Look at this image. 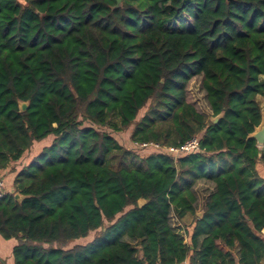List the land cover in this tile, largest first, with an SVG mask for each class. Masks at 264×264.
<instances>
[{"label":"trees","instance_id":"16d2710c","mask_svg":"<svg viewBox=\"0 0 264 264\" xmlns=\"http://www.w3.org/2000/svg\"><path fill=\"white\" fill-rule=\"evenodd\" d=\"M115 7L0 0V177L51 138L0 199L14 264H264V145L249 138L264 108V0ZM197 77L210 115L187 96ZM131 126L135 146L197 137L199 151L141 158L99 130ZM198 183L211 189L200 217Z\"/></svg>","mask_w":264,"mask_h":264},{"label":"rangeland","instance_id":"374dc122","mask_svg":"<svg viewBox=\"0 0 264 264\" xmlns=\"http://www.w3.org/2000/svg\"><path fill=\"white\" fill-rule=\"evenodd\" d=\"M200 82V78H193L189 84H188V92H187V96L189 98V101H191L192 103H194V105L196 106L197 111L206 114V115H210V112L208 110L205 98H204V93L201 92L198 88ZM261 105L264 106V100L260 101ZM149 107V104H147L145 106V108H143L137 115L136 121H138L139 119H141L144 114L146 113L147 109ZM263 112H264V108H263ZM84 126H89L88 123H85ZM133 126H131L127 131L122 132V133H112L109 130L103 129V128H99V130L107 132L108 134H110V136L119 144L121 145L125 150L130 151L132 153H134L135 155H137L138 157L141 158H145L147 157L149 154H153V153H158L156 152L154 149L151 148H146V149H140L139 147L135 146L134 144L131 143L130 141V135L132 132ZM51 142V138L46 139L45 141L41 142V143H37L32 150H30V152H28L27 154H25V156L23 157V159L21 160V162L19 164H17V166L11 167L15 172H17L19 169H21L23 166L27 165L30 160L41 150L42 147L48 146ZM7 182L4 181V188L5 191H7ZM211 189L209 188V186L204 185L202 183H198L195 185L194 187V192L197 196V200H198V207H201L208 194L210 193ZM8 194V193H7ZM94 237V233H91L87 238L85 239H78L76 241H73L71 244L68 245V248L74 246V245H85L86 243L90 242Z\"/></svg>","mask_w":264,"mask_h":264},{"label":"crops","instance_id":"0c3cea01","mask_svg":"<svg viewBox=\"0 0 264 264\" xmlns=\"http://www.w3.org/2000/svg\"><path fill=\"white\" fill-rule=\"evenodd\" d=\"M11 167H8L5 171L1 173V176L4 179V181L7 182L6 193H10L13 190L12 186H13L15 173L13 172V169ZM257 170L259 175L264 179V165L260 164L259 166H257ZM198 209L199 212L197 214L201 215L202 214V212L200 211L201 207H199ZM262 234L264 235V230L262 231ZM17 244L18 241L16 239L4 240L0 237V264H14L12 251L14 247L17 246ZM182 264H187V263H182Z\"/></svg>","mask_w":264,"mask_h":264},{"label":"built area","instance_id":"2783aa9c","mask_svg":"<svg viewBox=\"0 0 264 264\" xmlns=\"http://www.w3.org/2000/svg\"><path fill=\"white\" fill-rule=\"evenodd\" d=\"M137 147H139L140 149L151 148L154 149L156 152H163V153L165 152L172 155L173 158L176 159L182 155L198 152L199 140L197 137H193L187 140L186 142H184V144L178 148H161L159 145L153 143L141 144V145H137ZM4 187H5L4 179L0 177V199H2L4 196L7 195ZM154 264H160V263L156 262Z\"/></svg>","mask_w":264,"mask_h":264},{"label":"water","instance_id":"95a60500","mask_svg":"<svg viewBox=\"0 0 264 264\" xmlns=\"http://www.w3.org/2000/svg\"><path fill=\"white\" fill-rule=\"evenodd\" d=\"M116 1V7L115 8H118L121 4V0H115ZM27 107V104L25 103H22L20 104V111H24ZM263 112V111H262ZM221 118V115L215 117V118H212L210 119L212 123H216L219 119ZM249 138H252L256 141V144L258 146H263L264 145V118L262 116V113H261V121L258 125V127H256L254 129V132L249 135ZM14 199L16 201H20L22 200V197H20V195L18 194H14ZM145 204V202L143 200H140L138 201V205L141 207ZM198 217H200L201 215L197 214Z\"/></svg>","mask_w":264,"mask_h":264},{"label":"bare ground","instance_id":"6f19581e","mask_svg":"<svg viewBox=\"0 0 264 264\" xmlns=\"http://www.w3.org/2000/svg\"><path fill=\"white\" fill-rule=\"evenodd\" d=\"M262 116H263V118H264V112H262Z\"/></svg>","mask_w":264,"mask_h":264}]
</instances>
